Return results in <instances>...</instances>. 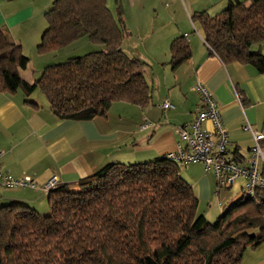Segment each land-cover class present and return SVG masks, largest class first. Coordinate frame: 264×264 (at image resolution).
I'll return each instance as SVG.
<instances>
[{
	"label": "trees",
	"instance_id": "16d2710c",
	"mask_svg": "<svg viewBox=\"0 0 264 264\" xmlns=\"http://www.w3.org/2000/svg\"><path fill=\"white\" fill-rule=\"evenodd\" d=\"M44 18L39 54L81 37L103 49L53 61L30 82L19 72L28 57L0 29V92L21 88L28 96L38 89L61 119L106 116L118 101L150 104L145 64L123 51L128 31L107 0H53ZM190 18L223 63L251 64L264 72V55L253 50L264 43V0H229L217 13L197 11ZM169 51L172 70L190 56L183 36L170 42ZM180 165L185 164L165 156L109 162L74 184L56 182L47 191L46 212L1 205L0 264H239L246 249L264 241V188L248 196L241 185L239 198L210 223L198 212V198Z\"/></svg>",
	"mask_w": 264,
	"mask_h": 264
},
{
	"label": "crops",
	"instance_id": "0c3cea01",
	"mask_svg": "<svg viewBox=\"0 0 264 264\" xmlns=\"http://www.w3.org/2000/svg\"><path fill=\"white\" fill-rule=\"evenodd\" d=\"M52 1L0 0V29L20 45L28 63L30 55L24 47L32 49L40 43L47 27L44 12ZM111 2L110 9L122 17L128 31L121 43L123 51L145 64L143 74L152 89L150 104L141 107L118 101L111 105L106 116L61 119L53 114L38 89L28 96L21 88L0 92V172L14 177L30 176L38 185L53 176L57 183L74 184L109 162L132 164L162 157L175 149L178 141L175 126L194 118L199 93L192 87L197 83L214 98L227 132V147L230 151L235 149L238 158L245 160L253 144L251 132L244 129L246 122L252 130L264 135V72L251 64L223 63L205 43L199 24L190 18L197 11L217 13L229 0ZM180 36H187L190 56L172 70L168 64L169 45ZM78 41L39 54L48 63L39 69L33 68L32 72L37 73L30 79L22 77L34 81L43 68L53 62L51 60H61L73 52ZM253 50L264 55V43L254 46ZM26 70L23 69V73ZM164 100L172 107L162 109ZM156 119L158 122L153 121L156 123L153 124L151 121ZM144 120H150V126L141 129L139 125ZM202 126L208 130L213 128L210 120L204 121ZM213 179L211 171L192 175L190 184L194 193L208 199L213 191ZM215 193L219 191L215 189ZM240 194L241 191L229 203ZM46 197L47 192L39 187L0 185V206L24 204L43 213L47 210ZM226 204L219 203L220 211ZM239 264H264V241L246 249Z\"/></svg>",
	"mask_w": 264,
	"mask_h": 264
},
{
	"label": "built area",
	"instance_id": "2783aa9c",
	"mask_svg": "<svg viewBox=\"0 0 264 264\" xmlns=\"http://www.w3.org/2000/svg\"><path fill=\"white\" fill-rule=\"evenodd\" d=\"M184 38L187 39V36ZM192 89L199 93L194 118L190 122L175 126L178 141L175 149L164 156L179 164L201 163L204 171L213 173L215 182L219 186H232L236 179L241 178L242 192L253 196L255 189L264 188V144L259 141L263 139V134L252 130L246 122L244 129L251 132L253 144L245 160L236 158L227 147V132L221 122L212 94L200 83L195 84ZM160 107L167 109L172 107V104L164 100ZM206 120L212 122V130L203 128L202 125ZM149 126L150 122L144 120L140 127L143 129ZM56 182L57 178L53 176L39 186L30 176L15 178L0 172V184L6 187H39L47 192Z\"/></svg>",
	"mask_w": 264,
	"mask_h": 264
},
{
	"label": "rangeland",
	"instance_id": "374dc122",
	"mask_svg": "<svg viewBox=\"0 0 264 264\" xmlns=\"http://www.w3.org/2000/svg\"><path fill=\"white\" fill-rule=\"evenodd\" d=\"M108 6H109V8H112L111 0H109ZM79 40L80 41H78L76 46L73 47L74 48L73 52H71L66 57L62 58L61 60H65L67 57H70V56H81V55H84L90 51L103 49V44L92 43V42L88 41V39L86 37H81ZM24 49L26 51V54L30 55V62L26 66L27 70L25 71V73H23V69H21L19 72L21 73V76L25 75L27 77V79H30V77L33 74L37 73L36 71L34 73L32 72L33 68L39 69L40 67H42V65H45L44 63H48V62H46V59L41 58V56L39 55V52L36 50V48L30 49V48L26 47V45H25ZM51 61H58V60L53 59ZM34 77H36V76H34ZM147 79H148V76H147ZM156 87H157V85L155 84V88ZM40 96L43 98V100H46V98L44 97L43 94L40 93ZM160 118H161V116L158 119H160ZM158 119L152 120L151 122L155 121L157 123ZM155 122H153V124H156ZM141 125L142 124L139 125V128H141L140 127ZM259 133H261V132H259ZM259 141L261 144H264V142H263L264 137H263V139H260ZM179 173L182 177H184V179L187 182L191 183L190 178L192 177V175L203 173V166L198 162L180 165L179 166ZM242 182H243L242 179L238 178L234 181L233 186L225 188V187H217L215 180L213 179V191L209 195L208 199L204 200V199L200 198L198 195H196L198 198V212L202 213L208 222L213 223L220 214L219 203H223V205L225 203H229V201H231V199H233L232 197L234 195L238 194L239 191H241L240 185L242 184ZM214 183H215V185H214ZM215 189H217L219 191V193H215Z\"/></svg>",
	"mask_w": 264,
	"mask_h": 264
}]
</instances>
